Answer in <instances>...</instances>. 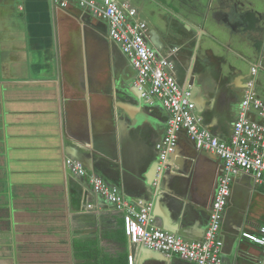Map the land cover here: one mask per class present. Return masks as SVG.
I'll use <instances>...</instances> for the list:
<instances>
[{"label": "crops", "instance_id": "1", "mask_svg": "<svg viewBox=\"0 0 264 264\" xmlns=\"http://www.w3.org/2000/svg\"><path fill=\"white\" fill-rule=\"evenodd\" d=\"M114 1L136 9L202 126L229 141L255 66L264 102V0ZM134 79L103 18L76 4L0 0V264H127L129 254L134 264H188L130 244L121 213L90 184L99 176L136 208L150 204L154 226L185 241L205 236L222 160L181 132L158 171L169 113ZM262 225L264 190L237 172L220 231L226 264H259L260 248L240 232Z\"/></svg>", "mask_w": 264, "mask_h": 264}, {"label": "built area", "instance_id": "2", "mask_svg": "<svg viewBox=\"0 0 264 264\" xmlns=\"http://www.w3.org/2000/svg\"><path fill=\"white\" fill-rule=\"evenodd\" d=\"M53 1L62 8L76 4L89 10L95 17L106 20L110 40L120 48L135 72L134 87L146 100L158 98L168 111L165 136L156 143L158 171L168 166L181 132H185L198 151L210 152L223 163L208 228L204 238L199 241L188 242L155 227L150 204L136 208L125 200L117 188L108 185L99 176L90 177L93 191L121 213L123 233L133 246H141L168 257L177 256L188 264H226L222 256L220 231L231 196L233 176L237 172L247 173L253 177L255 185L264 190V102L254 94L257 67H252L251 78L247 82L248 92L242 101L230 140L223 141L200 123L195 115L191 93L184 90L172 74V63L158 58L147 43V26L137 18L136 9L126 4L119 5L114 0H102L101 3L95 0ZM249 109L256 111L258 120L249 118ZM65 166L76 176L85 177L87 174L82 163L70 158L65 159ZM240 236L260 248L259 264H264V225L256 232L242 231ZM127 264H134L131 254L127 256Z\"/></svg>", "mask_w": 264, "mask_h": 264}]
</instances>
